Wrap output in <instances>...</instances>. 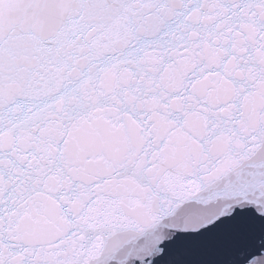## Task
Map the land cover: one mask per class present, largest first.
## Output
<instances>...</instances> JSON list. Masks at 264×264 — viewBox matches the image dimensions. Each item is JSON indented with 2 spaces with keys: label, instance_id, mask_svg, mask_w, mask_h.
<instances>
[{
  "label": "snow or ice",
  "instance_id": "1",
  "mask_svg": "<svg viewBox=\"0 0 264 264\" xmlns=\"http://www.w3.org/2000/svg\"><path fill=\"white\" fill-rule=\"evenodd\" d=\"M0 264H264V0H0Z\"/></svg>",
  "mask_w": 264,
  "mask_h": 264
}]
</instances>
